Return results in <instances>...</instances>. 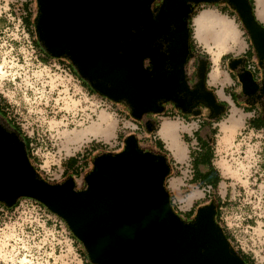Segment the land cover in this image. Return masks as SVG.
<instances>
[{"label": "water", "instance_id": "1", "mask_svg": "<svg viewBox=\"0 0 264 264\" xmlns=\"http://www.w3.org/2000/svg\"><path fill=\"white\" fill-rule=\"evenodd\" d=\"M155 1L36 0L38 43L49 56L68 59L95 91L125 103L135 119L163 112V101L182 111L202 101L219 113L222 106L205 87L204 57L194 87L186 78L188 18L196 4L219 0H161L156 7ZM229 1L264 57V27L252 5ZM233 61L241 62L243 93L263 99L264 74L257 81L244 59H231V68ZM123 143L118 152L95 155L81 188L72 175L49 182L31 163L22 135L0 114V203L11 207L22 197L42 203L67 223L90 264H244L214 218L215 201L185 220L166 186L167 156L140 150L134 134Z\"/></svg>", "mask_w": 264, "mask_h": 264}, {"label": "rangeland", "instance_id": "2", "mask_svg": "<svg viewBox=\"0 0 264 264\" xmlns=\"http://www.w3.org/2000/svg\"><path fill=\"white\" fill-rule=\"evenodd\" d=\"M160 2L156 0L154 6ZM18 3H28L27 8L31 9L28 11L22 4L25 11L32 14L29 28L25 25L24 31L22 26L25 23L18 26V15L13 12ZM8 7L14 20L0 18L1 113L13 125L20 127L32 164L49 182H60L71 175L64 173L63 161L87 150L86 165L75 179L76 187L81 188L84 175L94 167L95 155L107 150L118 152L124 148L120 142L123 141L122 136L130 135L128 131L131 130L126 125L134 117L122 101L114 102L99 93H91L75 77L71 78L66 63L68 59L49 56L39 49L33 23L37 13L36 0H0V13L3 14ZM197 9L196 13L206 9L219 12L213 4H201ZM219 13L232 19L238 29L237 42L229 43L232 49L221 53L224 54L222 62L228 68V58L240 56L243 47L249 44L238 16ZM192 42L194 47L200 45L196 47L197 51L207 49L208 52H203V55L211 56L212 60V54L203 42L193 36ZM193 63V59L187 62L186 71L189 74L193 72ZM167 103L170 104L163 101L162 105ZM172 114L177 115V111H172ZM239 114L242 116L231 113L230 117L222 120L219 130L215 129L213 158L221 173L218 189L224 199L217 219L230 236L231 247L235 250L242 247L256 264H264V128L255 130L245 127L235 135L236 129L242 125L238 123L244 118L243 113ZM148 115L149 112L146 118ZM163 124L172 127L169 139L163 140L179 159L186 152L181 131L188 126L178 120L164 118L159 135ZM188 142L186 136L185 143ZM95 143H98L96 151H89ZM139 149L146 151L147 147ZM169 176L179 177L172 168ZM184 182L187 183L186 180ZM187 192L189 190H185L184 194ZM193 195L191 193L187 197L190 199ZM37 221L35 214L27 210L0 216V264H19L24 257L28 262L24 264H81L79 257H75L74 253L71 255L69 247L59 242V237L56 239L48 232L43 233L36 226ZM76 245L82 249L79 241Z\"/></svg>", "mask_w": 264, "mask_h": 264}, {"label": "crops", "instance_id": "3", "mask_svg": "<svg viewBox=\"0 0 264 264\" xmlns=\"http://www.w3.org/2000/svg\"><path fill=\"white\" fill-rule=\"evenodd\" d=\"M252 7L257 21H259V23L264 26V0H252ZM25 9H28V11L31 10L27 7ZM210 10L215 12V15L217 16L216 18L225 20L229 19L234 29L221 42H216L214 35L216 32V25L213 23V18L209 17L208 19L202 21L199 26H196L195 17L198 15L200 12L199 11L193 17V20H190V25L192 26L193 33L195 35L193 38L197 39L199 42H203L207 46L208 50H211L210 52L212 54V60L211 56L205 57L204 54L206 61H208V65H210L205 77V87L207 90L214 93L217 104L222 106L219 113L211 116L208 110L203 107L202 112L199 115L195 113L183 114L176 107L167 103L164 106L163 112L151 113L144 120H138L134 118L129 120L128 124L126 125V128L131 130L128 131V134H134L136 136V144L139 148L145 146L147 147L146 150L152 151L154 153L160 152L161 148L165 150V155L169 159L173 173H177L179 176H167L166 178V186L170 192L171 201L176 210L179 211L184 217H187L189 214H191L189 218L194 216L195 210L198 206L206 204V202L209 200H214L215 203L217 201H224L218 189L221 180L218 182L216 188L211 189L210 191H207L203 186L205 181L210 182L212 179H216L217 176L221 177L220 170L218 169L219 166L214 161L213 156L210 154V152H214L213 140L216 133L213 134V130H219L222 120L227 116L230 117L231 113L233 116H238L241 115L239 112L244 114V118L238 123H242V125L236 129L235 135L239 130L245 127L255 129V127L264 126V98L260 100L255 99L253 101L251 97L245 95L242 91L241 84L237 76V73L240 70V65L237 67L238 69H236L235 66L231 69V67L228 65V68L224 66L222 62V56L224 54L221 55V53L232 49V47H229V43L237 42L238 29L236 28V25L232 19L220 14L215 10ZM198 46L200 47V45ZM198 46H195L194 48L196 49ZM197 52L203 54V52L208 51L207 49H202L201 51ZM217 53L218 58L220 57L219 65L217 62L218 60L216 62L214 60V55ZM240 54V56L234 57V59H244V67L252 72L254 79L260 81L262 74H264V65H257L256 56L249 50L247 44L245 47H243ZM212 61L214 63H212ZM215 67H217V69L214 72L213 69ZM219 71L220 75L217 76ZM175 110L177 111V115H170L172 111L176 112ZM164 118L175 119L188 126V129L181 131L183 133V137H188L189 142L186 144L185 139L182 140L183 144L186 146V152L179 159L173 155L172 151L168 148L169 145L167 147L165 141L159 135V128ZM216 119H218V121H216ZM152 120L154 121V124H152ZM146 122L148 127H151L152 130H148ZM197 136L200 141L199 143L196 139ZM116 137L118 138L119 136L116 135ZM122 138L124 140L125 137L122 136ZM206 139L209 141L208 143ZM190 167H192L194 171V179H192L193 173H187ZM185 180L187 183L184 182ZM184 185L187 186L186 189L182 188ZM185 190H189V192L184 194ZM191 193H194V195L189 199L187 196Z\"/></svg>", "mask_w": 264, "mask_h": 264}, {"label": "built area", "instance_id": "4", "mask_svg": "<svg viewBox=\"0 0 264 264\" xmlns=\"http://www.w3.org/2000/svg\"><path fill=\"white\" fill-rule=\"evenodd\" d=\"M15 2H17V0H15ZM6 3L8 4V2ZM22 4L23 3L21 4L18 3L17 7L13 9L14 14L18 15L17 17L18 26L20 25V23H24V14L26 13L25 9L22 7ZM8 10H9V7L5 10V12L3 11V14L0 13V18L3 17V18H6V20L8 21H13L14 20V16L12 15L13 13ZM24 27H25V24H23L22 26L23 31H24ZM66 63L68 64L69 62L66 61ZM67 69L69 71V75L71 78L75 77L77 81L81 82V80L73 74L69 64L67 65ZM263 128L264 127L260 129H263ZM260 129H255V130H260ZM120 144L123 146L124 145L123 141L120 142ZM63 171H64V168H63ZM187 173L188 174L193 173L192 167H190ZM74 178L76 179L77 177H74ZM205 189L209 191L210 187L208 186ZM26 210L30 211L31 214H35L36 219L38 220L36 223L37 224L36 226H38L43 233L48 232V235L52 237H55V238L59 237L60 238L59 242L64 243V245H66L67 248L69 247L68 249H69L70 254L72 255L74 253L75 257L77 258L79 257L78 259H80L81 264H86L82 261L80 247L78 246L79 244L76 245L77 241L75 237L73 236L71 230L69 229L67 223L62 218H60L58 215L48 210L42 203L38 202L35 199L28 198V197L19 198L17 202L11 207H7L4 204L0 203V216L6 217L8 214L19 212V211L25 212ZM238 249H240L244 253H247V251H245V249H243L242 247H239V248L237 247L236 250Z\"/></svg>", "mask_w": 264, "mask_h": 264}, {"label": "trees", "instance_id": "5", "mask_svg": "<svg viewBox=\"0 0 264 264\" xmlns=\"http://www.w3.org/2000/svg\"><path fill=\"white\" fill-rule=\"evenodd\" d=\"M26 2H27V0H26ZM249 2L250 3H252V0H249ZM213 4V3H212ZM200 4H196L195 6H194V8H193V10H192V12H191V15L189 16V19H188V22H189V25H190V19L192 18V17H194V15H196L197 13V11H198V9H197V7L199 6ZM23 6H25V8L28 6V3H25V4H23ZM224 11H222V13H223ZM26 16L24 17V23H25V25H27V27L29 28V25H30V17L32 16V14L30 13V12H27L26 11ZM34 23V22H33ZM35 29V28H34ZM29 31H32V30H30V29H28ZM193 32V30H192V27H191V25L189 26V39L191 40V42H192V33ZM37 44H38V46H39V49L43 52V53H46V52H44V50L41 48V46L39 45V43H38V40H37ZM206 57V56H205ZM69 64V66L71 67V70H72V72H73V74L77 77V78H79L80 80H81V82L82 83H84L85 85H86V88L88 89V91L89 92H91V93H96L97 91H95L90 85H88L84 80H82L81 78H80V76L77 74V72L74 70V68L72 67V65L70 64V62L68 63ZM209 66L210 65H208V61H207V72H208V70H209ZM4 118H5V120L12 126V127H14L16 130H18L19 131V133L21 134V129H20V127L19 126H16V125H13L10 121H9V119L3 114V113H0ZM216 121H218V119H216ZM262 127H264V126H258V127H255V129H260V128H262ZM214 133H216V130L214 129L213 130V134ZM22 135V134H21ZM184 139H185V137H184ZM196 139H197V141H198V143L200 142L199 141V138H198V136L196 137ZM97 144L98 143H95V144H93V145H91V147L89 148V151H91V152H94V151H96V149L97 148H95L96 146H97ZM27 146V145H26ZM93 147V148H92ZM146 151H148V150H146ZM84 152H86V153H82L81 155H73V156H70V157H68L65 161H63V168H64V173L65 174H71L72 176H74V177H79L80 176V174H81V172H82V170H83V167H85V165H86V160H87V158L88 157H86V155H88V152H87V150H85ZM150 152H152V151H150ZM159 153H162V154H165L166 152H165V150L163 149V148H161V151L159 152ZM210 154L213 156V152H210ZM28 156H29V159H30V161H31V157H30V154H28ZM81 158H83L81 161H80V159ZM32 163V162H31ZM37 170V169H36ZM195 178V174H194V171H193V177H192V179H194ZM221 180V177L220 176H217V178L216 179H212L210 182H206L205 181V183H203V186L206 188V187H210V189H209V191L211 190V189H214V188H216V186H217V184H218V182ZM221 204H224V201H221V202H219V201H217L216 202V213H215V215H214V218H215V220L218 222V219H217V213H218V209L221 207ZM172 205H173V203H172ZM173 208H174V210L178 213V214H180V212L179 211H177L176 210V208H175V206L173 205ZM195 214V213H194ZM181 215V214H180ZM191 216V214H189L187 217H186V219H191V218H189ZM222 230H223V233L225 234V236L227 237V239L228 240H231V238H230V236L227 234V232L225 231V229H224V227H222ZM76 239V238H75ZM77 240V239H76ZM78 241V240H77ZM229 247H230V249L232 250V251H234V252H236L239 256H240V258L243 260V262H244V264H256L255 262H254V260L253 259H251L250 258V255L249 254H247V253H244L243 251H241L240 249H238V250H235L233 247H231L230 245H229Z\"/></svg>", "mask_w": 264, "mask_h": 264}, {"label": "flooded vegetation", "instance_id": "6", "mask_svg": "<svg viewBox=\"0 0 264 264\" xmlns=\"http://www.w3.org/2000/svg\"><path fill=\"white\" fill-rule=\"evenodd\" d=\"M221 1H224V2H221ZM249 1V0H248ZM250 3V2H249ZM206 4V3H205ZM204 4V5H205ZM252 5V3H250ZM201 5V4H200ZM209 5V4H207ZM213 5L216 7V9L223 14H226L228 16H238L239 20H240V17H239V14L235 8V6L229 1V0H219L218 2H215L213 3ZM189 19V18H188ZM241 22V20H240ZM242 23V22H241ZM243 25V24H242ZM244 27V26H243ZM245 30V29H244ZM246 35V39L248 41V48L249 50L255 54L256 56V62H257V65H264V57L259 55L256 50L254 49L253 47V44L251 42V39H250V36L248 35V33L245 31L244 32ZM188 46H189V52H188V56H187V61H186V65H187V62L190 61L193 59V72L191 74H189L187 71H186V78H187V81L188 83L190 84L191 88L194 87V84L195 82L197 81V75H196V72H197V67H198V62L200 60L201 57H204L203 54H200L199 52H197L193 46V42H191V40L189 39L188 41ZM205 58V57H204ZM231 59H234V57H229L228 58V61H227V65L229 66V61ZM206 64H207V61H206ZM241 64L240 61L236 62V61H233L232 62V65L236 67V69H238L237 67ZM232 69V68H231ZM82 83V82H81ZM82 85L84 87H86V85L84 83H82ZM98 93V92H96ZM100 94V93H99ZM102 95V94H101ZM169 102L170 104H172L174 106V104L170 101H167ZM175 107V106H174ZM206 108L208 110V112L210 113L211 116H213L215 114V111L212 107H208V106H205L204 103L202 101H196L193 105H191L186 111H182L181 109H179L178 107H176L180 112H182L183 114H187V113H190V114H194V112L200 110V112L197 114L199 115L201 112H202V108ZM0 113H1V110H0ZM80 252H81V257H82V261L86 264H90V262L88 261V258H87V255L86 253L84 252L83 248L81 249L80 247Z\"/></svg>", "mask_w": 264, "mask_h": 264}, {"label": "bare ground", "instance_id": "7", "mask_svg": "<svg viewBox=\"0 0 264 264\" xmlns=\"http://www.w3.org/2000/svg\"><path fill=\"white\" fill-rule=\"evenodd\" d=\"M209 17L213 18L214 21L213 23L216 25V32L214 33L215 35V39L216 42H221L225 37L228 36V34H230L234 29H233V25L231 23V21L228 19H221V18H216L217 16L215 15V12L211 11L210 9L207 10H202L198 13V15H196L195 17V25L199 26L200 23L202 21H204L205 19H208ZM212 20V19H211ZM207 28V27H206ZM198 30V29H197ZM205 30V29H204ZM212 31V30H211ZM213 48V47H212ZM211 51V50H210ZM221 53V52H220ZM214 55V54H213ZM220 55V54H219ZM218 53L216 55H214V60L215 62L218 60ZM218 62V61H217ZM214 63V62H213ZM217 67H215L213 70L214 72L216 71ZM218 71V70H217ZM4 73V72H3ZM99 122V121H98ZM172 127H169L168 125H163L161 127V133L160 136L163 139H169L170 136V129ZM95 129V128H94ZM225 170V169H224ZM20 261V260H19ZM27 259L24 257L23 259H21L19 264H24V262H26ZM28 263V262H26ZM33 263V262H32Z\"/></svg>", "mask_w": 264, "mask_h": 264}]
</instances>
